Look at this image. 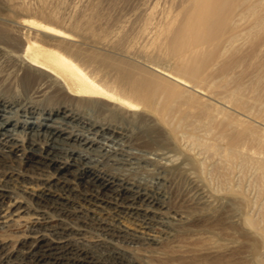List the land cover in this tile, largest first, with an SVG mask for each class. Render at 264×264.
Listing matches in <instances>:
<instances>
[{
  "label": "rangeland",
  "instance_id": "obj_1",
  "mask_svg": "<svg viewBox=\"0 0 264 264\" xmlns=\"http://www.w3.org/2000/svg\"><path fill=\"white\" fill-rule=\"evenodd\" d=\"M108 1L0 0V24L10 23L13 31L8 30L11 28L9 24L7 30L12 34L14 32L15 36L18 33L20 35V32L14 26V22L21 23L24 20L46 26L49 29L52 28L57 32L62 31L61 33L67 35L71 34L73 37L78 35L79 31L84 32L80 33L77 38L74 37L76 43H73V48H82L85 52L94 50L102 52L104 50L103 53L122 56V58L131 59L133 62L137 61L136 63H139L141 69L150 72L151 78H165L171 82L170 89L175 93L176 99L179 97V103L171 101L167 106L171 114L167 124L162 123L158 114L150 111L141 112L144 113L142 115L146 119L149 117V122L153 123V126L163 133V137L159 136L163 141H155L151 138L138 137L139 131H135L132 126V123H136V118L132 119L130 117L132 112L129 110L111 104L108 110L112 106L114 108L109 112L100 109L98 106L77 101L79 98L69 94H77L75 82L63 71L54 69L57 71L56 73L65 90L69 89L71 91L67 93V96H70L61 97L58 95V98L48 100L47 93V95L45 94L47 97L41 96L40 100L38 99L39 108L46 109L47 107L48 109L64 103L63 106L67 105L66 107L77 112L81 117L83 116L82 118L85 120L104 121L103 123H113L120 127L123 125L128 130L125 133V139L127 141L131 140L132 146L140 151L158 152L161 148L160 145L165 146L169 155L172 156V162L159 160L155 163L157 169L155 166H151L149 169H143V172L138 171V169H131L127 173L130 175L133 170L131 174L132 177L134 176L133 178L151 184L159 172L166 170L169 174L165 177V182L158 188L157 193L164 195L170 213L175 212L184 216L181 222L168 226L170 235L156 245L152 239L159 237L164 229L155 223H151L146 227V221H144L145 226L141 225L143 220L140 217V219L132 217L125 210L121 213L118 210H111L110 213L113 212L111 213L113 218L117 219V214H120L121 217L124 216L121 218L124 223L140 225L146 229L144 234H121L113 239L106 236V232L98 226V221L92 220L90 217L87 219L80 212L77 215L81 218H77V220L76 216L64 218V220L67 219L64 223L73 228L76 233L73 232L72 244L77 250L88 253L99 264H264V0H240L237 4L228 5L232 7L233 13L230 19L227 20V28L223 34L218 33L210 39L201 38L200 45L188 49L186 56H175L173 59L168 58L165 50L160 47L157 48V44L162 41L163 35L166 34L164 28L176 20L182 10L181 5H184L183 2L187 0H133L135 4L138 2L136 5H133L131 0H129L131 5L128 4V1L126 4V0L124 2L123 0H120L121 2L116 0L122 5L126 4L127 8L125 5L124 7L121 5L123 9L120 8V4L117 5L115 0ZM110 1L114 5H109L112 3ZM100 2L103 4L101 5ZM128 5L133 6L134 9H130ZM143 5L146 7L142 9L141 6ZM101 6L105 9L101 10ZM107 6H116L119 9L109 7L110 12ZM134 6L138 8L135 9ZM80 9L82 12L78 14V11H81ZM221 9L217 7L213 11ZM9 11H11V15H9ZM100 11H104V13ZM106 11L109 15L105 14ZM205 11L203 9L204 13ZM132 12H136V15ZM85 17H88L89 21ZM169 19L170 21H168ZM180 19L181 16L175 21V24H179ZM160 21L163 22L161 25ZM98 25H101L102 28ZM212 26L214 29L219 28V24L213 23L209 26L206 25L203 29ZM15 31L18 33L15 34ZM85 31L87 32L85 33ZM119 33L121 34L119 35ZM24 34L22 32L20 36L29 37V33ZM30 34L32 38L29 37V39L31 42H35L34 33ZM113 36L118 38L114 39ZM97 38L100 40L98 41ZM77 42L79 44L78 48L75 47ZM121 42L125 44L126 50ZM0 46L2 49H7V51L3 49L7 54L1 52L0 58L8 56L10 51H13L11 56L17 52L14 48ZM88 46L94 48V50L88 51ZM56 47L47 46L46 48L61 53L60 50L62 49ZM118 47H122V49ZM135 47L136 50H134ZM216 47H218L217 50ZM19 50L20 48H18ZM134 52L139 53L135 56ZM197 53L199 54L194 57L193 54ZM7 56L4 58H7ZM11 56H8L9 58L5 59L6 61L0 59L4 61L0 62V65L2 64L0 78L4 84L10 82L13 84L9 85V87L11 86L10 91L13 90L16 93H10L8 98L23 101L22 90L17 85L15 78L20 74V71H17L18 67L17 70L11 68L15 67L14 65L11 66L12 62L9 61ZM187 59L189 60L188 63ZM8 62L9 64H6ZM5 67L8 69L10 67V71L4 69ZM84 68L87 69L86 72L91 69V72H88L89 74L92 73L91 75H93V72L96 76L101 73L102 78L98 76L101 82L110 78L106 77L105 71H98L99 73H97L93 68ZM7 72L13 73L9 74L10 77L8 75V79ZM15 74L17 75L15 76ZM12 77L15 81L11 80ZM28 79L31 80V83L30 80H27V82L29 81L27 83L29 84L28 88L31 84L33 88V83L36 80L34 77ZM33 79L34 82H32ZM7 80L8 82H6ZM0 93L3 94V90H0ZM42 98L46 104H41V102H44ZM114 109L116 110L114 111ZM112 111L121 115L125 114L124 119L126 117L131 118L133 122L128 125V121L120 119L116 115L112 116ZM112 118H115V120ZM75 127L77 129L81 128L82 131L88 130L82 124H76ZM145 151L141 153L148 155L149 153ZM107 168L111 169V167ZM154 171H156L155 174ZM9 178L18 180L17 183L9 187V190L14 192L20 201L31 208L36 206L32 196H30L33 192L26 194L23 191L25 185L21 187L19 182L26 179L30 180L36 193L53 180V177L49 174L26 169L24 164L11 157L0 161V184L9 186L11 184ZM83 189L82 186H79L81 193ZM83 207L85 206L83 205ZM57 212L55 208H50L49 214L45 215V219L51 217L52 220H57ZM29 222L0 230V241L8 245L12 255L22 256L25 254L26 245L31 242L32 224H34L32 221ZM107 231L109 233V230ZM109 234L111 235V233ZM169 237L173 238L169 239ZM18 263V261L14 262L4 257L0 258V264ZM32 264H35V262Z\"/></svg>",
  "mask_w": 264,
  "mask_h": 264
},
{
  "label": "bare ground",
  "instance_id": "obj_2",
  "mask_svg": "<svg viewBox=\"0 0 264 264\" xmlns=\"http://www.w3.org/2000/svg\"><path fill=\"white\" fill-rule=\"evenodd\" d=\"M127 1L129 4V0H126L125 3L127 4ZM187 1L183 2L184 5H181L182 10L179 12L180 15L178 14L175 20L177 21L181 16L179 24H175V21L172 20L174 22L164 28L166 34L163 35L162 41L157 44V48L160 47L165 50L170 59H173L175 56H186L188 49L200 45L201 38L210 39L218 33L223 34L227 28V20L230 19L233 13L232 7L229 6L240 2V0H190L191 2L188 1V3ZM115 2L117 5L120 4V2L118 3L116 0ZM131 3L136 5L138 2L136 4L134 1ZM112 4L113 2L109 5ZM126 4H124L125 7ZM121 5L122 4H120V8L123 9L124 5H122L123 7H121ZM107 7L109 8L110 6ZM132 7L133 6H131L130 9ZM136 7L135 9L138 8ZM141 7L143 9V7L146 6L143 5ZM217 7L222 9L213 11ZM100 8H102L101 10L105 9L103 6ZM110 8L109 11L111 10ZM113 8H116V6ZM118 9L116 8V10ZM203 9L206 10L205 13L203 12ZM138 10L140 11V9ZM65 11L67 10L65 9ZM107 11L105 14H108ZM9 12V15H11V11ZM80 12H82V10L78 11V14ZM100 12L104 13V11ZM116 12L118 13V11ZM133 14L136 15V12ZM74 18L76 17L74 16ZM168 21H170V19ZM98 23L100 24V22ZM162 23L163 22H161L160 25ZM213 23L219 24V28L214 29L212 26L211 28L207 27L208 29L205 28L206 30L203 29L206 25L209 26ZM8 24L10 25V23ZM8 24H0V45H4L11 49L14 48V50L16 49L17 51L16 54L13 53V56H11L13 51H10L11 54L8 52V56H11L10 60H8L12 62L11 66H15L11 68H15V70H17V67L19 68L17 71H20V74H15V76L17 75L15 78L17 85H19V88L22 90L23 101H16V98H14L16 100H13L12 95V99H9L8 96L10 93L12 94V92H15L13 90L12 92L10 91L11 86L9 87V85L13 84H11V82L9 84H4L0 78V90H3L4 92L3 94L0 93V161L11 157L19 160L25 165L26 169L49 174L53 177V180L41 191L36 193L30 180L26 179L19 182L21 187L25 185L23 191H25L26 194L29 192L34 193H31L30 196H32V200L36 204L35 208H31L29 205L26 206L16 197L14 192L9 190V187L12 186V184L17 183V179L9 178V182L11 183L9 186H2L0 184V230L5 227L16 226V224H18V226L19 224H27L30 223L29 221L34 223H31L33 227L31 232L32 237L31 242L26 245L25 254L22 256L12 255L8 249V245L5 242L0 241V258L4 257L14 262L18 261V264H32L33 262H35V264H99L88 253L79 251L75 248L71 242L75 232L73 228L64 223V221L66 222L67 220H64V218L75 216L76 220L77 218H81L77 215V213L80 214V212L85 215V218L88 219V217H90V219L98 221V226L106 232V236L113 239L121 234H144L146 230L144 227L136 224L128 225L121 221V218L124 216L121 217L120 214H117L118 218L115 219L111 216V213L113 212L110 213L111 210H118L120 213L125 210L132 217H136L137 219L139 217L142 218L143 224L141 225L143 226L146 225V227H148L151 223H155L157 226L163 228V233L159 237L152 239L156 245L161 243V240L170 235V229L168 230V226L173 223L176 224L181 222L184 218L182 214L175 212L170 213L164 200V195L162 196L157 193L158 188L165 182V177H167L169 173L166 170L161 169L163 171L159 172L158 176L156 175V179L152 181L151 184L133 178L134 176L132 177L131 175L133 170L130 174L131 176L128 173L131 169L142 171L146 168L149 169L151 166L154 167L155 163L159 160L172 162V156L169 155L166 147L160 145L161 148L159 151H153L152 153H149L150 150L148 152L147 150L140 151L132 146L130 142L131 140L127 141L125 139V133H127L128 130L123 127V125L120 127L113 123H103L104 121L96 122L88 119H86L88 120L86 121L82 118L83 116L81 117L77 112L66 107L67 105L63 106L64 103L63 105H61V103L60 106L57 107L40 109L37 101L41 96L45 97L48 93V97L46 96L48 100L50 98H58V95L61 97H69L72 95L79 98L77 101L82 102L83 104H91L104 110H108V107L111 106V104H116L132 112L130 117H132V119L136 118V123H132L133 120L131 121V118L128 119L126 117L124 119L125 114L121 115L112 111V116L116 115L119 116L120 119L128 121V125L132 123L134 130L139 131L138 137L142 136V138L146 137L155 141H163V139H160L159 137L163 134L160 129L155 128L153 123L151 124V122H149V117L146 119L142 115L144 113L141 112L150 111L158 114L162 123L167 124L168 119L171 116L167 106L171 101L179 103V97L176 99L175 93L170 89L171 82L165 78H151L152 75L150 72L141 69L139 63H136L137 61L133 62L131 59L127 60L128 58H122V56L119 57L115 54L111 55L110 53H103L104 50L101 52L94 50V48L92 49L89 46V50H87L91 51L92 49L94 51L85 52L84 49L78 48V42L75 46L78 49L73 48V43H76L74 37L77 38L81 33L80 31L78 35H74L73 37L71 34L67 35L61 33L62 31L57 32L52 30V28L49 29L46 26L36 24L29 20H24V22L21 23L14 22V26L17 28L18 32H20V35L22 32L25 34L29 33L28 35L30 37V33H34L36 41L34 42L32 40L33 43L30 40L32 37H30V39L29 37H26V39L23 35V37L20 36L19 33L16 32L17 30L15 31V34L18 33L17 36L14 35V32L12 34L11 32L13 30L11 25V28L8 29L11 30V32H9L7 30L9 27ZM5 25L6 27H4ZM80 25H82V23H80ZM15 27H13V29H15ZM99 27L102 28L101 25ZM86 28L84 29L86 30ZM86 32L87 31H85V33ZM120 34L121 33H119V35ZM117 38L114 37V39ZM99 40L100 39H98V41ZM110 40L112 41V39ZM124 40L126 41L127 39ZM104 41L106 40L104 39ZM121 43L123 44V42ZM47 46H58V48L62 49L60 52L62 51L63 53L53 52L51 51L52 49L48 50L46 48ZM123 46V48H125V44H123ZM18 48H20L19 51ZM118 48L122 49V47ZM217 48L218 47H216V50ZM3 49L0 46V53L4 52ZM134 50H136V47ZM5 51H7V49H5ZM4 53L7 54L6 52ZM138 53L139 52L134 55L136 56ZM198 54L199 53L193 54V56L195 57ZM8 56L7 58H9ZM4 57L1 58L4 60L7 59ZM41 60H43V62H41ZM1 61L3 60H0V62ZM188 61L189 60L187 59V63ZM6 64H9V62ZM1 66L2 64L0 67ZM84 67H87L88 69L93 68L97 73H99L98 71H105L106 77L110 78L109 80L105 79L101 82L99 81L101 73L99 75L96 73V76L94 74L95 72H93V75H91L92 73H88L91 72V69L86 72L87 69ZM55 68L63 71L67 76L72 78L77 88V94L69 93V89H67L68 92L65 90L56 73L57 71L54 70ZM4 69L7 70L8 68L5 67ZM9 71L10 67L8 69V72ZM10 73L6 74L7 79L13 74ZM163 75L168 76L166 74ZM93 76L96 78L99 77L96 79ZM29 77H34L36 80H32V82L35 81V83H33V88L31 86L32 84L30 85V88H28L29 84L27 83H29V81L27 82V80H30L28 79ZM11 80H14L13 77ZM6 82H8V80ZM50 92L52 93L49 94ZM67 93L70 95L67 96ZM48 100L46 101L49 102ZM42 103L46 104L45 101L41 102V104ZM52 105L54 106L55 103ZM120 107L118 108L121 109ZM112 108L114 107L112 106L108 111L111 112ZM115 110L116 109H114V111ZM109 118L111 119V117ZM112 119L115 120V118ZM76 124H82L84 125V128L86 127L85 129L88 128V130L82 131L80 130L81 128L77 129L75 127ZM133 128L131 127V129ZM172 131L174 132V130ZM144 151L149 154H142L141 152ZM107 167H111V169H108ZM155 168L157 169L158 167L155 166ZM155 172L156 171H154V174ZM136 173L138 174V172ZM79 186L84 188L82 193L79 191ZM83 205L85 207H83ZM50 208H55V211H58L57 220L55 221L52 220L51 217L45 219V215L47 216L49 214ZM83 218L84 216L82 217V220ZM144 221H146L145 225ZM107 230H109L111 235ZM172 238L169 237V239Z\"/></svg>",
  "mask_w": 264,
  "mask_h": 264
}]
</instances>
